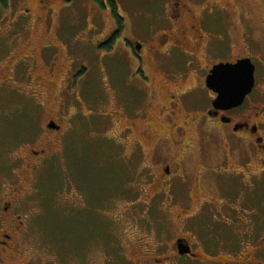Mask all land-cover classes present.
I'll return each mask as SVG.
<instances>
[{
	"label": "flooded vegetation",
	"instance_id": "flooded-vegetation-1",
	"mask_svg": "<svg viewBox=\"0 0 264 264\" xmlns=\"http://www.w3.org/2000/svg\"><path fill=\"white\" fill-rule=\"evenodd\" d=\"M8 1L0 3L9 6ZM17 2L24 5L19 7V14L24 19L30 16V26L35 19L39 20L31 14L30 2L37 4L39 12L48 14L44 21L49 25L60 11L64 13L73 7L79 14L92 10L108 18L109 29L98 31L91 26L97 15L90 22L80 19L72 38H63L61 32L57 36L62 48L73 55L83 57L80 50L86 49L105 56L109 62L117 61L123 73L127 70L123 81L111 83L112 88L116 87V107L107 114L113 123L111 114L117 113L122 131L138 134L137 128L141 131L143 125L161 133L201 132L223 139L196 142L171 136L169 141L156 144L159 158L151 165L154 168H146L155 182L154 188H158L156 193L162 188L167 193L180 188L179 193L164 198L182 207L177 215L182 229L201 228L203 236L201 242H196L190 235H179L172 242L169 257L146 258L147 264H252L248 259L241 262L242 257L264 259V246L258 248L254 234L258 208L261 204L263 207L264 201L257 195L256 184L253 185L259 173L264 177V33L261 40L255 35L257 29L264 30V19L257 23L250 13L242 14L239 0ZM56 4L59 9L54 12ZM238 11L239 21L235 22L231 14ZM222 17L227 21L226 37L217 38L208 20L219 22ZM68 42L77 45L66 48L64 44ZM203 45L205 61H194L197 48ZM52 47L47 42L42 49L50 51ZM5 56L6 68L0 78V86H7L2 89L4 92L10 90L11 81L17 80L12 77L15 68L11 65L16 55L10 52ZM244 59L248 63L243 64V70L236 71L234 66L241 65ZM83 70H87L85 65L69 74L68 89L62 90L64 95L76 86L85 73ZM153 75L159 84L153 82ZM22 81L30 83L31 79L24 77ZM57 91L60 93L59 88ZM231 181L240 182L234 191L227 189L231 188ZM191 193L198 195L194 196L195 210L189 212L183 205L185 199L193 198ZM13 204L11 200L0 208V264H48L25 254L29 253L26 241L31 228ZM1 220L13 222H9V229H3ZM242 226L246 227L244 238ZM182 249L185 252L181 253ZM133 264L145 263L140 260Z\"/></svg>",
	"mask_w": 264,
	"mask_h": 264
},
{
	"label": "rangeland",
	"instance_id": "rangeland-1",
	"mask_svg": "<svg viewBox=\"0 0 264 264\" xmlns=\"http://www.w3.org/2000/svg\"><path fill=\"white\" fill-rule=\"evenodd\" d=\"M18 2L9 0V6L0 3V78L6 68L5 55L11 52L16 55L11 61L15 68L12 77L17 79L8 86L10 92L2 90L7 86H0V208L12 200L15 211L31 228L26 241L29 253L25 254L48 264H133L140 260L147 264L146 258L169 257L172 242L179 235H190L201 242L203 230L182 229L177 222L182 207L164 198L179 193L180 188L170 193L162 188L156 193L158 188H154L146 168H154L151 165L159 158L156 144L169 141L171 136L196 142L223 139L201 132L161 133L143 125L141 131L137 128L138 134L122 131L117 113L111 114L113 123L107 114L116 107V87L111 83L123 81L127 70L123 73L117 61L109 62L86 49L80 50L83 57L73 55L62 48L57 36L61 32L63 38H72L80 19L90 22L97 15L100 20L91 26L98 31L109 29L108 18L92 10L79 14L73 7L60 11L49 25L44 21L48 14L39 12L37 4L30 2L31 14L39 17L30 26V16L24 19L19 14V7L24 5ZM239 4L242 14L250 13L257 23L264 19V0H239ZM58 9L56 4L52 10ZM239 14H231L235 22ZM225 19L208 20L217 38L226 37ZM261 33L264 30L257 29L258 40ZM47 42L54 46L50 51L42 49ZM220 45L224 47V40ZM204 51V45L199 46L197 60H193L204 62ZM81 65L87 70H83L76 88L64 95L67 77ZM24 77L31 82H23ZM152 77L159 84L157 77ZM51 123L58 129L46 127ZM257 166L261 168L259 162ZM258 176L253 185L264 201V177L260 173ZM237 183L231 181L227 189L234 191ZM189 195L193 198L185 199L183 206L192 212L198 194ZM261 205L254 231L258 248L264 246ZM10 221L1 220L3 229H9ZM241 230L246 237V227ZM246 259L264 264L259 257H242L241 262Z\"/></svg>",
	"mask_w": 264,
	"mask_h": 264
},
{
	"label": "water",
	"instance_id": "water-1",
	"mask_svg": "<svg viewBox=\"0 0 264 264\" xmlns=\"http://www.w3.org/2000/svg\"><path fill=\"white\" fill-rule=\"evenodd\" d=\"M248 61H249V60L244 59V60H242V61L240 62L241 65H239V63H238L236 66H234L235 69H236V71H239L240 69L243 70V69H244L243 64L248 63ZM216 70H219V67H217ZM48 128L58 129V126H56V125H54L53 123H51V124L48 125ZM180 248H181V246H180ZM180 252L183 253V252H185V250L182 249Z\"/></svg>",
	"mask_w": 264,
	"mask_h": 264
}]
</instances>
